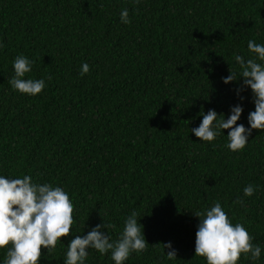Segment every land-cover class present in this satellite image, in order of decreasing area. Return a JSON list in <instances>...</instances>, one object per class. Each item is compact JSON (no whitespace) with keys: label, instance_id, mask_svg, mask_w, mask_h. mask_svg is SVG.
I'll use <instances>...</instances> for the list:
<instances>
[{"label":"trees","instance_id":"16d2710c","mask_svg":"<svg viewBox=\"0 0 264 264\" xmlns=\"http://www.w3.org/2000/svg\"><path fill=\"white\" fill-rule=\"evenodd\" d=\"M249 40L264 45V0H0V175L60 186L74 204L72 235L39 264H63L69 241L97 224L118 240L132 212L149 243L125 264H207L194 256V213L217 201L261 247L238 264H264V132L239 152L226 147L230 129L211 143L191 132L201 113L219 121L237 104L250 127V87L241 100L243 77L222 80L241 71L235 55L254 58ZM21 54L33 61L25 79L45 80L38 95L9 83ZM84 264L115 262L88 249Z\"/></svg>","mask_w":264,"mask_h":264},{"label":"clouds","instance_id":"9594fccd","mask_svg":"<svg viewBox=\"0 0 264 264\" xmlns=\"http://www.w3.org/2000/svg\"><path fill=\"white\" fill-rule=\"evenodd\" d=\"M136 4L140 0H135ZM121 22L131 23L128 9L120 13ZM3 44L0 43V49ZM248 51L254 58L235 55L241 71L236 73L229 67L230 75L222 77L225 84L243 77L242 86L236 90L240 93L251 89L255 110L248 114L250 127L238 124L243 107L237 104L231 108L227 119L217 121L219 115L214 109L203 114L198 127L191 128L200 141L211 143L220 134L218 130L230 129L227 132L226 147L239 152L245 149L253 130L264 132V45L249 40ZM33 61L24 55H18L13 61L14 76L9 83L12 89L21 94L35 96L46 87L44 79H25L32 71ZM90 71V66L84 63L80 75ZM51 77H49L50 79ZM256 191L252 184L244 189L245 196H253ZM234 203H243L237 199ZM200 218L195 233L194 256L202 257L207 264H238L241 256L256 261L260 259L261 247L253 244V236L242 223L233 224L231 218L217 201L204 212L194 213ZM138 215L132 212L125 221L119 239L111 241L108 234L101 229L114 227L106 222L97 224L86 235H76L67 244L63 264H84L88 257V249H95L101 255L111 252L115 264H125L132 253H143L147 250L148 241L138 222ZM74 204L62 187L50 183L36 184L30 175L23 178H8L0 175V249L7 248L3 264H39L44 256V250L51 254L62 238L72 235L75 224ZM164 249H171V242L164 243ZM168 260L177 258L175 249L166 252Z\"/></svg>","mask_w":264,"mask_h":264}]
</instances>
